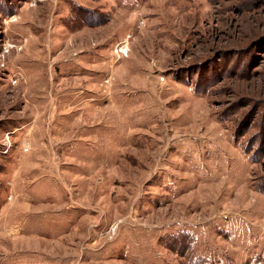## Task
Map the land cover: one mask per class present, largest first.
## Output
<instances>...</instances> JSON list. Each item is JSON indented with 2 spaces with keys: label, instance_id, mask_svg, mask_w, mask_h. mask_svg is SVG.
I'll use <instances>...</instances> for the list:
<instances>
[{
  "label": "rangeland",
  "instance_id": "obj_1",
  "mask_svg": "<svg viewBox=\"0 0 264 264\" xmlns=\"http://www.w3.org/2000/svg\"><path fill=\"white\" fill-rule=\"evenodd\" d=\"M261 190L264 0H0V264H264Z\"/></svg>",
  "mask_w": 264,
  "mask_h": 264
},
{
  "label": "trees",
  "instance_id": "obj_2",
  "mask_svg": "<svg viewBox=\"0 0 264 264\" xmlns=\"http://www.w3.org/2000/svg\"><path fill=\"white\" fill-rule=\"evenodd\" d=\"M264 193V190H261ZM186 250V247L183 248V251Z\"/></svg>",
  "mask_w": 264,
  "mask_h": 264
}]
</instances>
